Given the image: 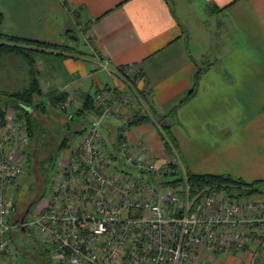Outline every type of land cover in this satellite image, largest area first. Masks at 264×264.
<instances>
[{
    "label": "crops",
    "instance_id": "1",
    "mask_svg": "<svg viewBox=\"0 0 264 264\" xmlns=\"http://www.w3.org/2000/svg\"><path fill=\"white\" fill-rule=\"evenodd\" d=\"M0 11L3 34L81 52L34 55L43 93L67 94L70 112L83 93L107 87L130 89L135 112L152 106L165 114L201 69L194 94L175 109L181 125L171 127L181 166L264 180V0H0ZM77 32L86 50L78 47ZM125 66L142 101L117 72ZM106 120L116 136L123 121ZM123 137L165 155L151 123L124 129ZM205 261L264 264V248L252 244Z\"/></svg>",
    "mask_w": 264,
    "mask_h": 264
},
{
    "label": "built area",
    "instance_id": "2",
    "mask_svg": "<svg viewBox=\"0 0 264 264\" xmlns=\"http://www.w3.org/2000/svg\"><path fill=\"white\" fill-rule=\"evenodd\" d=\"M117 72L134 89L130 67ZM133 95L130 89L94 95L100 112L65 147L30 218L15 225L11 193L29 135L24 121L7 112L0 127L1 257L16 254L14 226L39 234L54 264H208L207 256L264 248V190L239 198L211 186L190 192L185 180L172 181L184 174L177 153L164 149L158 158L142 140L108 134L104 120L125 122L135 113ZM56 108L69 115L71 103Z\"/></svg>",
    "mask_w": 264,
    "mask_h": 264
},
{
    "label": "trees",
    "instance_id": "3",
    "mask_svg": "<svg viewBox=\"0 0 264 264\" xmlns=\"http://www.w3.org/2000/svg\"><path fill=\"white\" fill-rule=\"evenodd\" d=\"M1 22L2 13L0 11V25ZM73 51H75L76 54L81 53L76 51V49L65 45H57L14 35H6L3 34L0 30V55L12 54L19 57L26 66V74L28 77L27 84L20 89L14 91H0V95L2 96L3 100L2 104L0 105V127L5 123L6 109L8 107H11L14 110L16 116L24 121L30 142L34 141L37 144L44 143L45 138L43 139L42 137L43 133L45 134V129L43 128L41 117H44V114H47L48 112L55 111L54 107L56 103L67 100V94L51 93L45 95L43 93L38 81V71L35 67L34 55L53 52H55L56 54L62 53V55H66L65 52L72 53ZM200 73L201 69H197L195 71L194 77L192 79V87L185 95L179 98L171 111L165 114H159L154 108H152V106L148 105L149 108L145 106V108H142V111L135 112L130 116V118L122 123V125L118 129L119 132L116 136L118 138H122L124 129L142 123H151L156 131L158 138L162 142L165 151L168 154L177 153L179 156L178 142L172 133V123L171 121H168L167 116L171 115L172 112L174 113L175 109L181 103L188 100L194 94ZM132 82L133 80L131 81V83ZM109 89L110 88L105 87L101 91ZM113 90L117 93L119 91L116 88H113ZM94 95L95 93L92 95L90 92H85L81 95L82 103L79 108L71 111L68 115L67 121L65 122V130H70L72 121L76 115H95L100 112L99 107H97L95 104ZM43 96L46 97L47 101L42 99ZM143 96L139 93V100H143ZM80 125L81 128L72 130L74 136H78L84 130V127H86V125L82 123H80ZM70 141L71 140L69 138V135L63 137L61 142L57 146L56 151L38 162L39 168L42 169L43 172H45L47 167L53 164L60 150L65 148ZM183 170L184 174L181 173L179 178L172 181L175 183H181L184 182L183 180H185L190 192H196L202 188L211 186L224 189L230 195L239 198L264 190V188L260 189L257 187L259 183H262L264 185V180L246 182L242 179L233 178L225 174L194 173L187 170L186 168H183ZM43 194L44 192L41 194V197H43ZM14 205L15 203L13 202V208ZM25 228L26 227L24 226L20 229L24 230Z\"/></svg>",
    "mask_w": 264,
    "mask_h": 264
},
{
    "label": "rangeland",
    "instance_id": "4",
    "mask_svg": "<svg viewBox=\"0 0 264 264\" xmlns=\"http://www.w3.org/2000/svg\"><path fill=\"white\" fill-rule=\"evenodd\" d=\"M76 37L78 47L86 50L84 40L78 32L76 33ZM12 58L16 59L12 61ZM22 65L23 62H21L19 57H15L12 54L0 55V91H14L27 84L28 77L25 70L22 69ZM42 99L47 101L45 96ZM2 102V96L0 95V105ZM7 112L14 113V110L8 107L6 114ZM44 115V117H41L42 125L45 129V134L43 133L42 137L43 139L45 138L44 143L37 144L29 140L28 144L19 150L23 173L18 178L17 187L11 193L13 197L12 202L15 203L13 212L11 213V223L14 225L17 223L19 214L28 204H31V211L27 217L29 219L33 209L36 208V205L39 203L38 201L41 199V194L44 192V197L49 192L50 181L57 167V163L61 156L67 154L68 149L63 148L60 150L53 164L47 167L45 172L39 168L38 162L54 153L62 138L66 135H69L70 140L75 139L76 136L73 135L72 130L81 128L80 123L87 125L92 116L91 114L76 115L68 131L65 130V122L68 118L66 112L59 111L55 108V111L48 112ZM167 117L171 123L181 125L177 117V112H172ZM106 121L108 122L110 120L107 119ZM112 123L116 126L117 121L113 120ZM257 187L263 189L264 185L259 183ZM12 240L16 247V254L11 260L0 256V264H54L50 250L39 234L31 227L23 230L14 226L12 228Z\"/></svg>",
    "mask_w": 264,
    "mask_h": 264
},
{
    "label": "flooded vegetation",
    "instance_id": "5",
    "mask_svg": "<svg viewBox=\"0 0 264 264\" xmlns=\"http://www.w3.org/2000/svg\"><path fill=\"white\" fill-rule=\"evenodd\" d=\"M14 209V208H13ZM31 211V204H28L24 210L19 214V218L17 219V224L23 220L25 221L27 219V217L29 216ZM13 212V211H12Z\"/></svg>",
    "mask_w": 264,
    "mask_h": 264
},
{
    "label": "water",
    "instance_id": "6",
    "mask_svg": "<svg viewBox=\"0 0 264 264\" xmlns=\"http://www.w3.org/2000/svg\"><path fill=\"white\" fill-rule=\"evenodd\" d=\"M22 222H23V220L20 221V223H22Z\"/></svg>",
    "mask_w": 264,
    "mask_h": 264
}]
</instances>
